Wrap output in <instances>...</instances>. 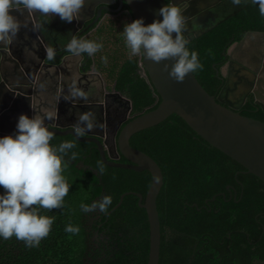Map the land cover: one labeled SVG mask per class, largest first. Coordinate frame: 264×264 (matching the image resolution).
<instances>
[{"label": "trees", "instance_id": "1", "mask_svg": "<svg viewBox=\"0 0 264 264\" xmlns=\"http://www.w3.org/2000/svg\"><path fill=\"white\" fill-rule=\"evenodd\" d=\"M243 3L247 4L245 8L212 31L194 39L185 36L187 47L198 53L203 65L194 74L211 94H216L221 85L218 66L225 59L229 44L239 39L245 29L264 28V16L258 6L251 0ZM118 6V0L110 5ZM133 20L132 11L124 2L116 11L103 9L79 38L103 44L92 56L84 53V68L98 72L107 91L129 97L137 115L157 107L161 98L157 99L151 81L139 72L142 55L130 59L125 47L123 26ZM241 114L264 121L262 111L256 115ZM66 140H73L76 145L69 150L68 166L63 170L69 192L60 208L39 210L40 214L54 217L49 234L38 247L31 248L14 236L0 239V264H90L88 256L93 247L87 220L94 211L84 212L80 205H90L104 195H110L112 202L94 226L108 236V244L96 251L91 264H147L150 229L139 197L127 194L118 207L107 212L126 191L140 192L145 197L151 173L109 166L93 143L72 134L53 133L50 143L59 145ZM130 142L151 155L164 174L157 196L162 233L159 264H264L263 180L246 172L241 163L200 136L176 113L134 133ZM71 152L77 153L75 159H70ZM119 160L127 161L123 155ZM98 162L104 165L103 175L93 170ZM67 224L78 226L79 231L65 232Z\"/></svg>", "mask_w": 264, "mask_h": 264}, {"label": "water", "instance_id": "2", "mask_svg": "<svg viewBox=\"0 0 264 264\" xmlns=\"http://www.w3.org/2000/svg\"><path fill=\"white\" fill-rule=\"evenodd\" d=\"M115 1L101 0L103 5L98 8L97 16L86 27L81 29L75 37L79 38L83 31L96 22L103 9L116 11L126 2L132 11L134 19L143 17L144 23L148 24L153 20L162 19L159 9L167 3L166 0H118L119 6L117 8L108 6ZM173 2L176 3L175 0ZM10 11L16 19L22 18V15L23 18L25 15L35 18L39 14L38 10L34 12L24 9H11ZM197 12L198 9L195 7L193 9L189 8L185 12L187 26L184 29V35H187L188 39L200 37L234 14L231 13L225 16L222 14L213 23H203L198 27V17L195 16ZM45 16L51 17L52 13H48ZM192 25L196 30L190 33ZM78 27H82V23L78 24ZM42 36L45 39L43 34ZM174 36L175 33H173ZM83 56L84 54L81 53L79 60L76 62L77 68L78 62ZM173 62V58L154 62L144 59L142 55L139 72L151 81L156 90L155 96L157 99L161 98L157 107L148 111L143 110L126 121L133 110L132 100L120 92H108L106 95L112 96L115 101L123 102L126 106V114L118 118L114 123L112 138L109 139L108 135L106 137L104 132H90L83 137L77 138L81 141L94 142L103 162L109 166L129 168L137 171L147 170L151 173L152 181L145 197L140 192L126 191L121 194L119 202L113 209L107 212L108 214L118 207L127 194H135L139 197V205L146 209L150 229V249L147 264H159L160 260L162 233L157 196L164 184V174L159 163L151 155L131 144L130 139L134 133L156 125L169 115L176 113L200 136L241 163L246 168V172L254 173L264 181V121L243 115L237 111V107L228 99L230 88H224L227 90L224 95L216 96L211 94L201 84L194 72L186 74L182 82L174 80L164 68L165 64L170 68ZM49 66L53 67L49 63L42 64L43 68L37 65L32 71L29 66L23 64L11 45L0 43V136L14 134L18 117L22 113L29 117L33 115L39 118L43 117L45 125L53 133L74 135L73 126L75 124L59 122L60 112H63L59 99L54 96L51 98V102L49 95H47L48 97L45 96L48 94V83L46 84V82L52 77ZM54 67L57 68V71L62 68ZM44 68L45 70L43 71ZM35 75L39 80L36 79L34 83ZM83 76L87 79L96 77L103 88L104 81L98 72L87 71L83 73ZM41 79L42 83L40 84ZM57 79L56 76L49 83L54 81L56 87L58 84ZM42 92L43 95L41 94ZM252 92L256 97V104L264 112V79L257 82L255 87L252 88ZM60 97L64 99L62 95ZM116 107H118L117 104ZM121 155L127 161H120ZM80 165L83 166L84 163L80 162ZM93 170L97 172L95 168ZM230 186L228 185V187Z\"/></svg>", "mask_w": 264, "mask_h": 264}, {"label": "clouds", "instance_id": "3", "mask_svg": "<svg viewBox=\"0 0 264 264\" xmlns=\"http://www.w3.org/2000/svg\"><path fill=\"white\" fill-rule=\"evenodd\" d=\"M239 3V0H233ZM264 16V0H251ZM190 0H184L182 8L173 0L159 9L162 19L145 24L143 17L125 23L122 30L123 41L129 58L143 55L144 59L160 62L173 58L171 67L164 68L168 75L182 82L188 73L202 69L198 53L190 50L184 35L187 26L185 12ZM85 0H0V43H8L19 31V22L11 9L30 10L39 14H58L65 22L77 19ZM173 33L175 36L173 37ZM74 55L86 53L92 56L103 47L98 40L73 37L66 45ZM48 57L53 56L51 50ZM106 62L105 57H101ZM73 96L83 97L85 93L72 89ZM99 124L91 109L79 112L73 126L74 136L83 137ZM53 132L38 116L20 114L14 134L0 136V239L15 237L24 241L25 247H38L51 229L54 217L40 214V209L60 208L68 194L70 184L63 170L68 166L69 150L75 148V141L66 140L59 145L52 144ZM71 152L70 159H75ZM103 175L104 165L98 162L96 168ZM111 196L104 195L92 204H81L84 212L106 211L111 204ZM64 231L76 234L78 226L65 225Z\"/></svg>", "mask_w": 264, "mask_h": 264}, {"label": "flooded vegetation", "instance_id": "4", "mask_svg": "<svg viewBox=\"0 0 264 264\" xmlns=\"http://www.w3.org/2000/svg\"><path fill=\"white\" fill-rule=\"evenodd\" d=\"M166 1L168 2V0ZM175 1L182 8L184 7V0ZM243 2H245V0H239V3H234L233 0H190L187 9H193V7L198 9L195 16L198 17L197 26L199 27L203 23H213V21L218 19L222 14L225 16L234 13L221 23L228 21L241 11L242 8L246 7L247 4ZM114 3H116V1L110 3L108 6L110 7V5ZM102 5L103 2H101V0H85V4L80 10L78 18L74 19L72 22L62 21L58 14H52L51 17L37 14L35 18L26 15L23 18L22 15V18L17 19L20 25L19 31L15 38L6 44L11 45L23 64L29 66L32 71H34L33 68L37 65L43 68L44 66L42 67V64L44 63H49L53 66H49L50 74L52 75L50 80H54L57 76L58 84L55 87L54 81L51 83H49L50 80L47 81L48 94L45 96L49 95L51 102V98L54 96L59 99L63 109V112H60V123L75 124L76 115L79 112L91 109L99 124V126L95 127L91 132H104L105 136L107 137L108 135V138L111 139L114 123L118 118L126 114V106L123 102L115 101L112 96L106 95L109 91L106 90L104 83L103 90L102 85L96 77L88 79L84 77L83 73L87 72L84 68V56L78 62L77 68L76 62L79 60L80 55L72 54L66 47L69 41L97 16L98 8ZM80 23H82V27H78ZM262 23L264 24V19ZM218 25L214 26V28ZM194 28L195 27L192 25L190 33L196 30ZM214 28L208 32L212 31ZM40 31L45 36V39ZM49 50L53 52L51 58H49L47 54ZM224 58L223 62L218 66L221 85L214 95H224L227 92L224 88H230L228 99L234 103V106L237 107V111L240 113L252 112L254 113L253 115L262 111L264 114L262 108L256 104V97L252 92V88L255 87L257 82L264 79V28L245 29L239 39L233 40L232 43L229 44L224 52ZM54 66L62 67L63 70L61 68L57 71V68ZM44 70L45 68L43 71ZM34 77L35 83L36 79L39 80V78H37L36 75ZM41 83L42 79L40 81V84ZM37 84L39 85V83ZM74 88L83 91L85 95L83 97L73 96L72 89ZM41 94L43 95V92ZM60 95H62L64 99L61 98ZM116 104L118 107H116ZM136 113L137 112H133L132 110L126 121L136 116ZM41 119L43 120L44 118L41 117ZM86 142L93 143V146L97 147L92 141ZM83 156L86 157L85 154H83ZM121 157L122 155L120 158ZM229 188H231V186ZM98 219H101V211L97 209L92 214H89V220H87L88 234L93 247L91 251L92 255L88 256L90 264L91 261L94 260V256L97 254L98 249L102 245L108 244V236L100 232L98 228L94 226ZM97 224L99 227L101 226L100 223ZM96 258L99 260V257L96 256Z\"/></svg>", "mask_w": 264, "mask_h": 264}]
</instances>
